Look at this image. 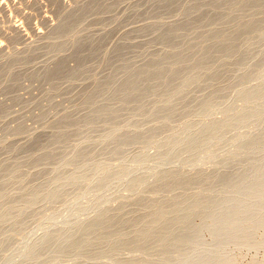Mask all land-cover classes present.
<instances>
[{"label":"rangeland","instance_id":"obj_1","mask_svg":"<svg viewBox=\"0 0 264 264\" xmlns=\"http://www.w3.org/2000/svg\"><path fill=\"white\" fill-rule=\"evenodd\" d=\"M60 1L62 2V6L57 0H0V50L3 51L2 54H0V164H4V166L9 167L11 171L15 168L17 163H19L20 161L24 159V156L26 155L27 156H31V155L39 156V158H43L45 156V159H47L46 155H44L43 153L45 152V154L46 153L48 154L51 148L49 147L48 149L46 146L54 145L55 141L58 140L57 136L58 135L60 136L61 132L65 129V127H68V126H65V125H69V124H66V122L70 123V126L72 125V127L74 124H76V126L73 129L78 130L83 127H86L84 126L86 124H83V123L86 121L87 118H88L87 119L88 123L89 121L91 122L95 120L93 119L95 115L92 114L91 112L95 111L94 113H96L98 110H101L103 108L102 104L105 103L104 104L105 105L104 108H105L108 105H112V102L114 103L113 105H116L115 102H117V106L112 105L110 107L111 108L118 107L119 105L118 101L121 98V96L117 95L118 93L117 94L115 93H116V90H119L120 88L118 87L117 89V86H119L120 83H122L123 81V78L121 79V77H125L124 74H127V72L129 71L139 68L138 71L142 72V74L139 75V77L141 78L142 76L145 75L146 70H149L150 68L153 67V63L154 61H156L155 58H157L159 63H162L164 62L165 56H167L166 54L170 53L169 50H166L168 48L163 47V45L160 43L162 38L168 32V29L166 28H168L169 25H171L172 27L173 25H176V22H178L181 19L180 22H178L177 24L178 26L179 24H182L181 25L182 29L179 28L178 37H180L179 35L180 33L182 35L183 33L187 34L185 36L183 35L185 38H188L187 42L183 41L184 44L186 43L187 45L182 44L184 46L183 47L180 44L179 47L181 48H179V50L177 51L178 54L180 51H183L185 47H189V46L191 47L192 44H193L192 49H197L198 47L202 46L199 48L200 49L199 54L197 53L199 50H193L194 52L193 51L191 52L194 54H192L191 52L190 54L189 53L184 54V56L189 55L188 58H186L187 56L184 57L182 55L183 59L190 60L191 58L194 62H196L198 57H201L203 55L205 56V54L207 55L208 53L207 50L209 51L210 50L209 48H211L207 44L210 43L211 46L213 45L216 46L217 45L216 42L221 41L220 38H216L214 40H210L209 42H206L207 41L206 39V41L203 42L204 44L201 43L202 41L205 40L203 38L212 36L211 33L212 34L216 33L222 36L228 35L230 34L228 33V31L225 32V34H223L224 30L228 29L230 32L231 31L234 32L233 29H235L236 27L235 25L238 24L240 21L246 23L247 20L249 22L251 20L259 19L264 22V15H263L264 11L263 13L261 12L264 7H262V9L260 8V10H257L256 8L251 7L250 6L251 4H248L246 5V7L253 8L250 11H249L250 8L246 9V7H242V8L238 7L241 10L243 9L247 10V11H244V13H241L242 15L243 14L246 15V12H247V16H244V15L241 16V14L238 11L239 9L235 7H230L228 10H222L227 7H225V4H221L223 2H221L220 0H213V1L207 0L209 2L214 3L212 5H218L219 3L221 4V9L219 10L220 11L219 14L221 13V15L214 13L212 14L213 18H214V15L216 16L219 15L218 18L217 19L215 18V19L221 20L222 16L231 12L232 17L230 19H236V21L234 22V20H230V19L227 21L225 20V21L226 22L231 21L234 25L232 23L230 24L228 23L229 25L227 26L225 25L226 23L225 21H224L225 23L221 21L224 24L219 23L218 25L220 26L216 25L217 22L216 24H214V26H211V28L205 26L206 29L209 28L208 30H206L202 26L204 31H202L203 29H201V27H198V26L205 25V22L207 23L208 21L207 18L209 19V17H207L204 20V22L201 21L203 23L200 25L199 23H196L197 21L196 22L194 21V20H198L199 15L197 16L196 19H193V21L191 20L192 23L190 22L188 23L187 21L184 22L185 19L182 18L184 17L186 13H189L188 11H192V9H195V7L197 6L195 4L196 2H198L196 0H183L185 3H180V4H178L177 1L175 0H171L170 2H174V1L176 2L175 4L176 6L174 8L177 9V8H180V6H182L181 9L179 10L184 12V14L181 13L178 9L177 10L179 12L175 11L176 9H174V11L172 10L168 13L161 10L160 13L162 14L160 15H158L159 14L158 9H160L161 7V6L159 7V5L163 3L161 2L162 0L161 1L154 0L156 3L153 0L152 2L149 0H100V1L98 0H60ZM101 1H104L103 6H98V7L95 6L96 4H98L96 2H99L100 3L99 5H102ZM168 1L169 0H167V2ZM214 1H217L218 3L216 4V2ZM178 2H182V1L178 0ZM199 2L205 3L207 5L206 6L207 9L210 6H212L210 5V3L208 2L206 3V0L204 1L201 0ZM85 3L91 6L88 7L84 5ZM154 3L156 4V6H154L155 5ZM115 4H117V6L119 4V6L116 9L113 8L116 6ZM183 4H187V5L183 6ZM110 5H113V6H110ZM79 6L81 8H78ZM104 6L110 7V8L106 9V7ZM190 6H192V8H190ZM99 7H101L102 9V12H103V13L101 12L102 15L100 14V12L98 14ZM156 7H157V10L155 9ZM185 7H187L186 11H184ZM83 8H86V9L88 8V9L87 11L84 9V12L85 11L86 12L81 15V13L79 12V9L83 11ZM206 8L205 10H207ZM149 10H152V11L156 10L155 12H153L155 14L151 13L152 11H149ZM234 10H237L238 12L237 11L234 12ZM255 10L260 13L255 12ZM224 11L226 13H224ZM171 12L173 15L170 14ZM174 12H177V13H174ZM78 13L80 14L79 16H78ZM156 13H157V16H156ZM250 13H252L251 14L252 17L251 15L249 17H251L252 19L248 17V14ZM261 13L262 15H260ZM148 14L149 15L153 14V15L149 16ZM163 14L164 15L167 14V15L162 16ZM201 14L202 15L200 16H202V18H199L200 20L204 19L203 15L210 16L209 13L207 12L204 14L203 13ZM68 15H70V17H68ZM71 16L73 18H71ZM234 16H238L239 18L241 17L242 19L238 21L239 18L237 17L233 18ZM244 17H246L247 19L246 18L244 19ZM257 17H263V18H257ZM71 19H74V20L72 21ZM67 20L72 21L73 24ZM64 21L68 22L66 26H65L66 23ZM194 22L196 23L195 25H197L196 27L200 28L197 30L198 31L201 30L202 32V33L199 32L201 36L203 35V33H206L203 35L205 37L202 36L200 38V34L198 35L197 30L196 32H194L195 30L191 31L192 29L196 28L194 27L195 26L193 24ZM60 23H64V24H61V26L63 28L64 27L66 28L65 29H62V27L60 28L59 27ZM213 23L214 22H212V24ZM262 23L260 24L264 25ZM159 24H163L164 26L161 27L159 32L154 34L153 27L155 26L156 28L157 25ZM184 24L186 25L191 24V26L187 25L186 27H183ZM260 24L258 23V25ZM69 25H71V27L69 28L70 30L67 31V28L69 27ZM145 26H147L148 28L146 29L147 30L146 32H145V29H143ZM150 26H152V28ZM222 26L226 29L223 30ZM12 27H16L20 30L21 38L19 37L18 39H16L17 37L10 29ZM55 27H59V28H56L57 29L56 30ZM72 27H74V30L71 29ZM231 27L233 29H231ZM258 27L256 29L259 30L260 27H262L261 29H263L264 26H258ZM150 28L152 29L151 31H150ZM184 28L189 29V30L184 31ZM213 28H215V30ZM221 29L223 30V32L222 31H220L222 33L218 32ZM181 30H183L184 32H182ZM209 30L210 31L214 30V31L209 32ZM255 30L252 32V34H248L249 32L247 31H243L244 35H240L239 33L240 31L238 32L239 34L238 33L235 35L233 34V38L235 39L237 38L235 42L239 41L238 38L241 37L240 39L241 42L239 41V43L237 44H246L247 49L245 48L244 49L246 51L249 50L250 53L246 52L244 49H241L242 46L246 47V45H241V46L239 45V47H237L236 45L235 49L237 50L240 49L242 51L244 50L245 53L242 51L240 52L239 50L237 54L238 58L234 57L236 56L235 54L236 52H233L234 53L233 56L226 55V58H225V53L223 55L222 53H219L217 54V56L218 58L219 56H221V58L219 59L217 58L219 61L216 62L215 61L216 55H215L213 57L214 59L212 58L214 61H211L212 65L209 64L213 67L210 66L209 68L215 71L217 69L219 70L221 74L222 72H224L223 71L224 69L226 68L230 69V67L233 68V66H227L225 62H230V63L234 62V64H229V65L241 64V65L234 66L235 69H237V71L233 68L234 70H231L232 72L229 71L230 73L228 72V69H226V73H228V75H226L225 73H222L221 77L223 76L222 78H226L227 80L226 79L222 80V78L219 77L221 78V81H217V79L219 78L215 77L217 78V79L214 78L216 81V84L218 83L217 85L215 84L216 86L218 85L221 86L223 82L229 81L228 79H231L232 77L234 78L238 77L240 73L239 71L240 66L242 65L244 66L245 63H246L245 65L247 64L253 65V66L255 65L258 69V72L263 70L261 73H258L257 76L250 81V86L258 84L257 100L255 102H252L250 105V109H248V111L242 114V122L239 126L234 127V128H228L225 130V140L223 142L216 144L217 146L216 145L212 146V145H208L209 141L205 142V140H201L195 146V147H201L202 149L212 148V150L216 151L218 155L225 152V156L221 157L217 161L221 167H219L218 165L217 167L215 166L209 169V172L218 176V179H216V182L218 183H215V184H212L211 182L208 183V186L212 187L214 185V188H215V186L219 184V181H222V182L223 180L225 181V196H224L225 197V209H224L225 212L224 210L223 211L221 210L222 208H215L213 211H209L210 213H208L207 215H204L207 217H203L202 215H199L196 213V214L191 215L190 220H188V218L186 217L180 218L176 222V224L173 226L174 231L178 233V234L175 233L176 236L171 235L165 238L160 237L159 239L160 241L150 244L144 248L145 252L151 253L153 255H159L161 253L160 250H163L162 252H164L165 256L168 258V261H166L164 264H213L215 260L214 256L216 255V252L219 250L220 247L221 248L225 247V264L227 263L228 264H264V239L260 241L261 244H258V246L256 243H254V240L257 234L256 229L259 230V227H261L260 230L264 231V228H263L264 226L260 225L262 223H259V225H257L258 227L256 225L253 227H248L247 225L243 224V222L245 223L246 221L253 220L254 218L264 217L262 216L264 215V205H263L264 203H262L263 202L262 200H264V153L260 152L257 154L254 151V150H259L258 148L264 147V60L262 61V59H264V54H263L264 53V31L263 30L264 29L261 30L263 32H260L258 30L255 31ZM57 31L62 34L57 33ZM206 31H208L209 33ZM73 32H75V34ZM189 33H190V37L192 36V38L189 37L188 35ZM193 33L198 36L194 37L195 35H193ZM160 34L162 35L158 36ZM250 36H255V37L251 38ZM154 37H157L159 39H156ZM160 37H162L161 40H160ZM242 37L245 38V40L242 41L243 39ZM85 38L86 40H88L87 44L85 40H82L83 42H80L81 39H85ZM249 38H250L251 44H249L250 43ZM247 40L248 42H246ZM89 41L91 43H89ZM179 41L181 40L178 39L177 42ZM190 42H192L191 45H189ZM56 43L59 45H57ZM79 43L80 44L83 43V45H81L83 47L79 46L81 48H79L80 50L78 52V49L76 48H78ZM199 43L201 44L198 45ZM54 44L57 47L58 46L60 47L57 48ZM132 44H134V46ZM116 45L119 46L120 48H118ZM227 45L230 46V44H227ZM227 45L225 46L229 47ZM204 46H208V47L205 48ZM249 46H252V47H249ZM49 47H52V48H49ZM55 48H57L56 51H55ZM116 48L119 49L118 52ZM202 48H205V49L203 50ZM251 48L252 50H250ZM50 49L51 50L54 49V50L51 52ZM100 49H102V51L104 52L102 55H101L102 51ZM203 51H205L206 53L205 52L203 53ZM259 51H262V52H259ZM74 52L78 53L79 56L75 55V57L77 58L72 56L75 54ZM241 53L242 54L244 53L245 55L243 54L242 56H240ZM248 54L253 56L254 59H255V56L256 58H259V59L252 60L253 59L252 57L246 58L245 56L248 57ZM256 54L261 55V57H259V55H256ZM191 55H193L194 58ZM158 56H161V57H158ZM228 56L233 57V58H230ZM239 56L243 60L239 59L240 58ZM161 58H162V61L160 62ZM178 58L179 57H176V59ZM122 59H124L123 61H126L125 59H128L129 61L128 63L130 64L132 63L131 64L132 68H128V70L125 71L127 67H130V65L126 64L127 61L122 62L121 61ZM245 59H250L249 61L251 60L252 61L250 63L249 62L247 63L245 61H248V60H245ZM222 60L223 61L225 60V61L223 62ZM150 62H153V63H150ZM158 62L154 63V65L155 64L158 65L159 64ZM213 62H216L215 65L213 64ZM220 63L225 64L227 67H223ZM147 64H149L150 67H146ZM260 64L263 65L262 68ZM60 65L63 67V69L61 70L59 68ZM119 65H124L123 67L125 68H122V69L117 68L116 66L120 67ZM137 65H141V66H137ZM142 65H145V66H142ZM258 65L260 66V68H258ZM218 66L223 67V68L218 69L217 68ZM143 68H146V70ZM69 70L71 71L69 72ZM122 71H125V72L122 73ZM68 72L69 74L74 72V74L72 73V76L74 75L75 77L77 75L78 81L75 80L76 78L70 79V77L72 76H70L71 74L69 75ZM113 72L115 73L117 72L118 75ZM210 73L211 72H209V74ZM110 74L113 77L112 79L110 78L111 76ZM172 74L173 73H171L169 77ZM202 74H204V72ZM258 75L260 77V80L256 81V79H258ZM117 76H121V77H117ZM107 78H108V81L109 80L113 81V82L110 81L112 84L110 85L109 83L110 87L108 84L105 85V88L103 87L104 85L97 86L99 83L102 84L103 82L105 83L108 82V81H104ZM114 78L116 81L113 80ZM70 80L75 81V83ZM53 81L55 83H53ZM98 81L100 82L97 83ZM114 81L117 82V84H115ZM200 87L201 86H198V85L196 87V84H193L190 87V91L191 89L194 88L193 91L191 92H195V90L197 89V93H199V91H201ZM206 88L204 89L202 87V89H204L202 92L206 94L210 93V89L207 90ZM236 88H238V86L236 83H234L231 86V88L227 92H225V96L233 97L232 95H234V91H236ZM164 89L167 90L166 87ZM164 89H161V90H164ZM185 89H186L185 90L186 95L192 97L191 94H193L192 100H189L191 98L188 97L189 104L191 102L193 103L194 101L195 102L193 104H196L197 98L195 99L194 95L197 97L199 94L190 93L188 91L189 88L187 87ZM187 92H189L190 95ZM89 93L92 94V97H88L90 96ZM156 93L159 94L161 93V91H157ZM110 94H112V96L115 95L113 97H116V98L111 97ZM161 95H163V92ZM186 95H183L182 97ZM178 96L179 97L175 96L174 98L175 102L177 100L180 101L182 99V97H180L181 94ZM89 98H92L93 100L89 101ZM237 98L238 97H236V99ZM114 99H116V101H114ZM82 100H83V103H81ZM80 103L82 106H80ZM92 103L93 105H91ZM242 104L243 102H241V99L238 98V100H235L234 104H232L231 109L236 110L237 107ZM161 105L162 104H160L159 106ZM83 107L85 108L83 109ZM110 107H107V108H110ZM148 107H151V103L148 106L147 104L146 106L144 105L142 109L147 110ZM133 113L134 112H130L129 114L135 115ZM91 114L94 116H92ZM127 115L128 114H124V118L122 117L121 119L124 120L132 116V115L127 116ZM68 116L70 117L69 118L70 120L68 119ZM87 116H90L91 119L93 120H91ZM125 116L127 117L125 118ZM175 116H176L175 117L176 120H181L185 117V114L181 113V114H176ZM217 116L221 117L222 115L218 114ZM64 117H67L66 120L64 119ZM81 117L85 118V120L84 119L81 120L83 122L82 124L80 123V120H79V118ZM71 119L76 120L80 124L78 125L75 121H71ZM200 121L201 120H198V123ZM71 122H74V124H72ZM51 126H54L55 129L51 128ZM78 126H81V127H78ZM100 126L101 124L91 129H90V126H88L90 131H88V128H84L86 132L82 131L83 133L82 136H87V135H92V134L96 135V134L101 133V131L103 130V126H101L102 128ZM97 127H100V128H97ZM14 128H15V132H17L16 131L17 129H20L22 133H19V134L17 133L18 136L17 134L13 135ZM163 129L165 128H162V130H158V131L159 132L163 131ZM239 132L247 133V134L250 133V137L242 145V147L245 149L243 151H239V154L237 155V157H234L232 155L233 154L232 144H235V143H232V141L238 137ZM29 135H33V136L29 137ZM74 135H76V133H74ZM221 135L222 134L216 135L214 136V138H219L221 137ZM184 139L185 138H180V140L173 143V144L178 143V146L181 148L180 151L173 153L171 156H161L159 158H150L149 159V161H151L150 165L165 166V168L182 166V167H185L184 168L185 172L187 170L192 171V170H196L199 168L200 169L208 168L209 166L206 167V165H203L204 162L202 160L193 162L194 164L198 165V166L195 165L196 168L194 167V169L192 168L193 164H191L192 167L190 166L186 167L187 164L189 163L186 160V157L188 156V153H189L188 151L192 149V146L190 144L191 143L190 139H185V140ZM75 140H77L75 136L70 138L65 144L61 146L59 150L56 151L57 152L56 160L59 157H61L62 154L68 151L73 145H75L76 143ZM52 143L53 145H51ZM17 146L20 147V150L18 152L12 153L10 151L12 150L11 148L12 147L16 148ZM95 146L96 145L89 146L88 148L91 147L93 149ZM42 147H46L44 148L46 150H44ZM140 147L141 146L137 144L134 145L132 148L133 149L132 153L134 152L135 154H137L138 151H141ZM176 147H177L176 145L173 146V148H176ZM152 150H150V153L154 154L156 152V149H152ZM41 155H43V157H40ZM39 158L38 160H45V159H39ZM255 163L257 164L255 165L257 167H254ZM132 165L138 166L139 163H134ZM48 168L50 170L51 166L46 165V163H45V166H39V167L34 166V165L27 166V168L24 169L25 172H30L29 174L31 175L35 174V176H33L31 180H25V181L27 183L33 184L34 187L39 188L42 184L46 182L47 173L45 175V172L48 170ZM254 170H257V171H254ZM131 173L132 172L129 170L127 172V175H130ZM7 175H9V173H7L6 176ZM2 177H3V174L0 175V179H2ZM1 181L2 180H0V192L5 189H9V188L16 189L20 187L21 185H26V184L11 185L7 182H3V181L1 182ZM181 182L183 183V181ZM181 182H179L178 185L172 186V188H170L169 190L173 191V190L180 188L182 185ZM111 184H114V183L111 182ZM81 186L82 184L81 185L80 184L78 185L69 184L68 186H66L64 192L59 194V196L56 199L52 200L51 202H48L46 200L39 201V203L36 205V207L32 211L27 212L26 214L22 215L21 219L23 220V224L17 231L19 233L18 236H14L11 234H9V236L8 235L1 236L2 235L1 233L4 228H6L5 229L6 231H7V228H9V230L11 228H10V223H5L3 224L4 226L0 224V244H2V246L0 247V264H31V261H33V259L37 256H43L42 261L39 264H57L58 262H61V264H84L81 259L79 258L76 259L75 257L76 254H82L85 252L84 250H75L76 246L78 245L74 246V248L72 247L75 251L69 248V249L59 252L60 256L59 255L58 256L61 258H59L58 262L55 261V258H53V256L55 255L51 251H49V249L54 246V243H56L58 239L57 237L58 235L56 233H53L52 235H49L47 238H45L43 240V244L37 249L28 248L24 250L23 248L25 244H28L35 240H37L38 242L37 244H39L40 242L39 240H41L40 238L42 234L52 232L59 228H66V229L71 228V230L68 233L69 235H72L76 232L77 222H81L89 217L97 216V213H93L91 209L96 202L103 204L105 199L101 197L103 191H100L99 188H97V185H94V187L86 188L85 192L87 193L89 202L87 205H85L79 210L80 212L79 211L74 212L67 218H62V219L59 218V220L57 218H49V219H45L44 221L37 220L39 224L44 223L42 225L37 224L38 222L36 221V215L38 212H43L45 210H49L53 208H60V210L64 209V206H67L66 205L67 203L69 204V202L75 200L74 193H76L77 190ZM156 187L157 185H155L154 187L148 188L147 191L155 189ZM82 188L84 189L85 186H83ZM111 188H113L112 185L110 186V189ZM169 190L168 191L166 190V191L170 192ZM167 192L164 193V196H167L168 194ZM109 193H112V194L115 193L113 197H117L122 194L130 195V196L134 194V192L132 191L123 192L122 188L114 189ZM143 196H148V194L143 192L139 195H136L134 198H141ZM93 198L97 199V201H95ZM211 200L213 202H211ZM214 200H215L214 196L212 195L209 198V200H207L208 201L207 203L213 204ZM103 207L105 208L106 205H103ZM201 212H207V210H204ZM142 214L143 212H135L131 216L135 217L136 219L139 216H142ZM221 214H225V222H223V225L222 223L220 224V222H218L219 224L217 226V223H215L217 219L216 216L219 217ZM214 218H215V221H214ZM66 222H72V223L68 224L67 227L61 226L62 224H65ZM210 225L211 226L213 225L212 227L217 230L216 231L217 234H215L217 236L215 237V235H213L216 239L213 236H211V233L209 232L210 229H212ZM55 226H58V227H55ZM117 226H120V225H117ZM223 226H225V228ZM188 227L190 228L194 227L195 229L192 228L193 231L191 230L189 231ZM126 229L127 230L129 229V232H131L129 227H126ZM179 231L180 233L183 234V235L181 234V236L183 237L177 236V235H180ZM223 233L225 234V236H222ZM219 235L221 236L218 237ZM75 238L82 240L83 235L79 233L75 235ZM218 239H221V242L223 241V243H220ZM242 239H245V240H242ZM168 240H171L172 244L179 241L177 242L178 246L177 245L175 246L172 244L170 246H166ZM161 245H163L162 249L160 248ZM167 247H169V249ZM201 248L202 250L203 249L204 250L201 251ZM205 251H208V253L206 254ZM124 253L126 252L124 251L120 252V254H124ZM241 255H243L244 257L243 260L240 259ZM124 256L126 255H123V257ZM96 257L99 258L100 256L97 255ZM209 261H211L212 263H209ZM237 261H239L240 263H238ZM99 262L100 261H97L96 263H99Z\"/></svg>","mask_w":264,"mask_h":264},{"label":"bare ground","instance_id":"obj_2","mask_svg":"<svg viewBox=\"0 0 264 264\" xmlns=\"http://www.w3.org/2000/svg\"><path fill=\"white\" fill-rule=\"evenodd\" d=\"M57 1L62 6V2L60 0H57ZM98 1H100V0H98ZM149 1L152 2V0H149ZM157 1H159V0H157ZM170 1L171 0H169L168 2H167V0L161 1L163 3L161 5H159V7L160 6L161 7H160V9H158V12H159L158 15L162 14V13H160L161 10H163L167 13L172 11V10L174 11V9H176V8H174L176 6L175 1H177L178 4L185 3L183 0H181L182 2H178V0H175L174 2H170ZM196 1L199 2L201 0H196ZM202 1H204V0H202ZM220 1L223 2L221 4H225V7H227V8H224L222 10H228L230 7L242 8V7H246V5H248V4H251L250 6L256 8L257 10H260V8L262 9V7H264V0H220ZM101 2H102V5H99L100 3L96 2L98 4H96L95 6H97V7L103 6L104 1H101ZM198 2H196V4H195V5H197L195 7V9H192V11H188L189 13H186L184 15V17H182L185 19L184 22L187 21L188 23L189 22L192 23L191 20L193 21V19H196L198 15H199V18H202V16H200V15H202L201 13L204 14L207 12V13H209L210 16L203 15L204 19L200 20L198 18V20H194L195 22L197 21L196 23H199V25H200L204 22V20L207 17H209V19L207 18L208 21H207V23L205 22V25L198 26V27H201V29H203L202 26L204 28H205V26L211 28V26H214V24H216V22H217L216 25H218L219 23L224 24L227 20H229L232 17V13L229 12L228 14L222 16L221 20H219V19L216 20L218 18V16L221 15V13L219 14V12H220L219 10L221 9V4L219 3L218 5H212L214 3L206 0V3L208 2V3H210V5H212L207 9L206 8L207 5L205 3H203V2L198 3ZM214 2H216V4L218 3L217 1H214ZM189 3H191V2H189ZM84 5H86L88 7L91 6V5H87L86 3ZM115 5L116 6L113 8L116 9L119 6V4H118V6H117V4H115ZM185 5H187V4H183V6H185ZM193 5H194V3H193ZM106 6H104V7H106ZM110 6H113V5H110ZM154 6H156V4ZM97 7H96V9H97ZM181 7L182 6H180V8H177V9L179 10V9H181ZM78 8H81V7L79 6ZM107 8H110V7H106V9ZM186 8L187 7H185V10L184 9L183 10L186 11L187 10ZM190 8H192V6H190ZM205 8L207 10H205ZM235 8H233V9H235ZM247 8H250V7H246V9ZM84 9L87 11L88 8L87 9L83 8V11H81V9H79V12L81 13V15L86 12V11L84 12ZM99 9H98V14H99V12L101 14V12H102L101 7H99ZM155 9L157 10V7ZM177 9L175 11H178ZM246 9H243V10L239 9L238 11L241 14V13H244V11H247ZM251 9H253V8H250L249 11ZM263 9L261 11L262 13L264 11ZM156 10H153V11L149 10V11H152L151 13H153ZM240 10L243 12H241ZM111 11H113V10H111ZM230 11H231V9H230ZM236 11L237 10H234V12H236ZM180 12L184 14V12H182V11H180ZM255 12H258V11L255 10ZM174 13H177V12H174ZM214 13H217L219 15H217V16L214 15V18H213L212 14H214ZM224 13H226V12L224 11ZM224 13H222V14H224ZM252 13L248 14V17ZM258 13H260V12H258ZM262 13L260 15H262ZM104 14H106V13H104ZM153 14H155V13H153ZM153 14H150V15L148 14V15L151 16ZM170 14L173 15L172 12ZM170 14H168V15H170ZM183 14H182V16H183ZM79 15L80 14L78 13V16ZM166 15L167 14H165V15L163 14L162 16H166ZM233 15H235V14H233ZM243 15L241 14V16H243ZM156 16H157V13H156ZM244 16H247V12H246V15H244ZM68 17H70V15H68ZM235 17L239 18L238 16H234L233 18H235ZM251 17H252V15H251ZM251 17H249V18H251ZM71 18H73V17L71 16ZM212 18H213V20H212ZM245 18L246 17H244V19ZM257 18H263V17H257ZM240 19H242V18L240 17L238 19V21H240ZM71 20L73 21L74 19H71ZM180 20L178 22H180ZM230 20H234V22L236 21V19H230ZM67 21L72 23V21H70V20H67ZM201 21H203V22H201ZM218 21H220V22H218ZM221 21L222 22L225 21V22L222 23ZM178 22H176V25H173L172 27H171V25H169L170 28L165 27L166 29H168V32L166 33V35L163 38L160 37V40L162 38L160 43L163 45V47L168 48L166 50L170 51L169 54H166L167 56H165L164 62L159 63L157 58H155L156 61H154L152 59L154 61V63L158 62L159 64L154 65L153 62H150V63H153V67L150 68L149 70H146V68H143L146 70V71L144 70L146 73L141 78L139 77V75H141L142 72L138 71L139 68L138 69L136 68V69H133V70L127 72V74H124L125 77L117 76V77H121V79L123 78L122 83H120L121 86L120 85L117 86V89H118V87H120L119 90H116V93H115V94L118 93L117 95L121 96L120 99L118 98L119 99L118 107H116V108L112 107L111 108L110 106H112L114 104L113 102H112V105L107 104L108 105L107 107H110V108H107V107L104 108L105 103L102 104L103 106L102 105L101 106L103 108L101 110H98L96 113H94L95 111L91 112L92 114L95 115L94 118L92 117L93 119H95L94 121H91V122L89 121V123H88L87 122L88 118H87L86 121L83 123L81 120L82 119L85 120V118H82V117L79 118L80 123L86 124V125H84L86 127H83L81 129L77 128L78 130L73 129L76 126V124H74V122H71L72 124H74L73 127H72V125L70 126V123L66 122V124H69V125H65V126H68V127L64 126L65 129L61 132L60 136L59 135L57 136L58 138L56 137L58 140L55 141L54 145L52 143L51 145H53V146H46L48 149H49V147L51 148V150L48 152V154L47 153L45 154V152L44 153L42 152L44 155H46L47 159H45V156L43 157V155L40 156L43 158H39V156H34V155L32 156L31 155L32 153H31L30 154L31 156H27V155H26L27 157L24 156V159L22 161H20L19 163H17V165L15 166V168L12 171L9 167L4 166V164H0V175L3 174V177L0 180H2L3 182H7L11 185L26 184V185H21L20 187H18L16 189L15 188H9V189L2 190L0 192V224L3 225L5 223H10V228H11L10 230H9V228H7V231L5 230L6 228H4L2 233H1L2 234L1 236H3V235L9 236V234L14 235V236H18L19 233L17 231L19 230V228L23 224V220L21 219L23 214H26L27 212L32 211L36 207V205L39 203V201H41V200H44V201L46 200L48 202H51L52 200L56 199L59 196V194L64 192L66 186H68L69 184H72V185H78V184L81 185L82 184V186L77 190V192L74 193L75 200L69 202V204L67 203L66 204L67 206H64V209L60 210V208H53V209L45 210L43 212H38L36 215V221L37 220L38 221H44L45 219H49V218H57L58 220H59V218H61V219L67 218L72 213L79 211L82 207H84L85 205L88 204L89 198H88L85 190L87 187H94V185H97V188H99L100 191H103L101 197H103L105 200H104L103 204L96 202L94 204V206L92 207L91 210L93 211V213H97L96 217H89V218H86L85 220H83L81 222H77L76 223V225H77L76 232L72 235H69V233H68L71 230V228H69V229L59 228V229H56L52 232L42 234L41 238H40L41 240H39L40 241L39 244H37L38 243L37 240L32 241V242L25 244L23 246L24 250L28 249V248H33V249L39 248L43 244V240L45 238H47L49 235H52L53 233H56L58 235V236L56 235L58 237V239H57L56 243H54V246L49 249V251H51L55 255V256H53V258H55V261H57V262L59 261V258H61V257H59L60 256L59 252L66 250V249H69V248L73 249L74 246L78 245V246H76L75 250H84L85 252L82 254H76L75 257H76V259H78V258L81 259L84 264H164L166 261H168V258L165 256L164 252H162L163 250H160L161 253L159 255H153L151 253L145 252L144 248L150 244H153L157 241H160L159 240L160 237L165 238L167 236L175 235V233H177V232L174 231L173 226L176 224V222L180 218L186 217V218H188V220H190L191 215L196 214V213L199 215H202L203 217H207L204 215H207L208 213H210L209 211H213L215 208H222L221 209L222 211L225 209V197H224L225 196V181L224 180H223V182L219 181V184H217L215 186L216 189L214 188V185L212 186L213 188L208 186V183H210V182L212 184L218 183V182H216V179H218V176L209 172V169L211 167H215V166L217 167L218 165H219V167H221L217 161L221 157L225 156V152L218 155L216 153V151L212 150V148L202 149L201 147H195V146L201 140H205V142L209 141L208 145L215 146L216 144L221 143L225 140V130L226 129L234 128V127H237L241 124L242 114L244 112L248 111V109H250L251 103L255 102L258 98V84L250 86V81L253 78H255L258 73H261L263 70L262 71L259 70L260 72H258V69L255 65L254 66L249 65V64L245 65L246 64L245 62L250 63L252 60L259 59V58H256V56L254 59L253 56L248 54V57L247 56H245V57L246 58L252 57L253 59L251 61H249L250 59H245L248 61L244 62L245 63L244 66L243 65L240 66L239 76L235 77V78L230 77L232 80L228 79L229 81H227V82L225 81L226 83L223 82L221 86L220 85L216 86L218 83L216 84L215 79L221 77L222 73H225L226 75H228V73H226V69H228V68L224 69L223 70L224 72H222L220 74L219 70L216 69V71H215L213 69H210L209 67L212 65L211 61H214L213 57L216 55L215 57L217 59L218 58L217 54H219V53H222V55L225 53V58H226V55L233 56V54H234L233 52H236L235 53L236 56H234V57L238 58L237 54H238L240 49L239 50L235 49L236 45H237V47H239V45L241 46V45H246V44H237V43H239L241 37L238 38L239 41L235 42L237 38L236 39L233 38V34L235 35L239 31H240L239 32L240 35H244L243 31H247V32H249L248 34H252V32L258 26H264V25L260 24L263 21H261L259 19L251 20L249 22L247 20L246 23L240 21L238 24L235 25L236 26L235 29H233L232 28L233 26L231 25L232 26L231 29H233L234 32H232V31L230 32L228 29H226L222 26L223 30L226 29V30H224L223 34H225V32H227V31L230 34L222 36V35H219L216 33L215 34L211 33L212 36L203 38L205 40L202 42L200 41L201 43L205 42L206 39H207L206 42H209L210 40H214L216 38H220L221 41L220 42L217 41L216 42L217 45L216 46L213 45L214 47L211 46L210 43H209L210 45L207 44L209 47H211V48L213 47V48L212 49L209 48L210 49L209 51L207 50V52H208L207 55L206 54H205V56L200 55L202 58L198 57V59L199 58H201V59H199V60L197 59L198 61L196 60V62H194L190 57L189 58L191 61L183 59L182 57L186 53L190 54V52L193 50H199L197 52L199 54V52H200L199 48L202 46L198 47L197 49H192L193 44H192V42H190L189 45L192 44L191 47L190 46L185 47L183 49V51L179 52V54L177 52L179 50V48H181V47H179L180 44H181V46H183L182 44H184V42H187V39H188V38L184 37L185 35H187L185 33H183L184 36L180 33L179 34L180 37H178L179 28L182 29V27H181L182 24H179V26H178L177 25ZM181 22H183V21H181ZM195 22L193 23L194 25L196 24ZM212 22H214V23L212 24ZM65 23H66L65 24V26H66L68 24V22H65ZM228 23L230 24L232 22L231 21L226 22L225 25L228 26L229 25ZM258 23L260 25H258ZM61 24H64V23L59 24L60 28L62 27ZM166 24H168V23H166ZM262 24H264V22ZM187 25L191 26V24H187ZM187 25L184 24L183 27H186ZM152 26H150V27L152 28ZM162 26H164V25L159 24V25H157L156 28L154 26L153 27V29H154L153 33L156 34L157 32H159ZM190 26H188V27H190ZM196 26L197 25H195L194 27H196ZM218 26H220V25H218ZM59 27H55V29L59 28ZM70 27H71V25H69V27L67 28V31L70 30L69 29ZM74 27H72L71 29L74 30ZM145 27L143 29H145V32H146L147 31L146 29H148V28H147V26H145ZM198 27L192 29L191 31L195 30L194 32H196L197 29H200ZM229 27H227V28H229ZM65 28L66 27H64V28L62 27V29H65ZM151 28H150V31L152 30ZM165 28H164V30H165ZM261 28L262 27H260L259 30L256 29L255 31L258 30L260 32H263L264 27H263V29H261ZM10 29L15 34V36L17 37L16 39H18L19 37L21 38V32L18 28L12 27ZM208 29L209 28H207L206 30H208ZM213 29L215 30V28H213ZM186 30H189V29L184 28V31H186ZM214 30H211V31L209 30V32H212ZM223 30L221 29L218 32H220V31L223 32ZM261 30H263V31H261ZM58 31H57V33H59ZM181 31L184 32L183 30H181ZM202 31H204V29ZM199 32L202 33L200 30V31H198V35L200 34ZM206 32H208V31H206ZM222 32H220V33H222ZM67 33H69V32H67ZM73 33L75 34V32H73ZM59 34H62V33H59ZM204 34H206V33H203V35ZM161 35L162 34H160L158 36H161ZM188 35L190 37V33ZM193 35H195V34L193 33ZM198 35H195L194 37H196ZM208 35H210V34H208ZM202 36L200 34V38ZM61 37H62V35H61ZM73 37H74V35H73ZM157 37H154V38L159 39ZM203 37H205V36H203ZM250 37L252 38L255 36H250ZM181 38H183V39H181ZM190 38H192V36ZM178 39L181 40L182 43H181V41L177 42ZM253 39H255V38H253ZM82 40H85V42L87 44L88 40H86V38L81 39L80 42H83ZM191 40H193V39H191ZM224 40H225V42H224ZM243 40H245V38H243L242 41ZM90 41H91V39H90ZM90 41H89V43H91ZM249 41H250V38H249ZM246 42H248V40ZM252 42H253V40H252ZM75 43H77V42H75ZM201 43H199L198 45H200ZM214 43H215V41H214ZM256 43H257V41H256ZM157 44H158V42H157ZM227 44H230V46ZM249 44H251V41ZM57 45H59V44H57ZM81 45H83V43L82 44L79 43L78 48H76V49H78V52L80 50L79 48L83 47ZM132 45L134 46V44H132ZM195 45H197V44H195ZM225 45H227L229 47H226ZM50 46H52V45H50ZM79 46H81V47H79ZM208 46H204V47L207 48ZM59 47L60 46H58L57 48H59ZM117 47L120 48L119 46H117ZM249 47H252V46H249ZM249 47H248V49H249ZM253 47H254V45H253ZM49 48H52V47H49ZM57 48H55V51ZM118 48H116L117 52L119 51ZM205 48H202V49L204 50ZM244 48L247 49V45H246V47L242 46L241 49H244ZM234 49L237 51H235ZM53 50L50 49L51 52ZM100 50L102 51V49H100ZM244 50L243 51L240 50V52L242 51L245 53L246 50L245 51ZM250 50H252V48ZM163 51H165V50H163ZM2 52L3 51L0 50V54H2ZM204 52L205 51H203V53ZM246 52L250 53L249 50H247ZM259 52H262V51H259ZM103 53L104 52L102 51L101 55ZM192 54H194V53H192ZM243 54L241 53L240 56H242ZM75 55L77 56L78 53H75L72 56L75 57ZM153 55H154V53H153ZM249 55H250V57H249ZM254 55H255V53H254ZM256 55H259V54H256ZM161 56H158V57H161ZM185 56H187L186 58H188L189 55H185ZM191 56L194 58L193 55H191ZM176 57H179V58L176 59ZM228 57H230V56H228ZM259 57H261V55H259ZM75 58H77V57H75ZM219 58H221V56H219ZM230 58H233V57H230ZM216 59H215L216 62L219 61L218 59L217 60ZM239 59L243 60L241 57ZM239 59H237V60H239ZM260 59H262V58H260ZM123 60L124 59H122L121 61L122 62L127 61L126 64L130 65V67H127L126 70L124 69L125 71H127L128 68H132L131 67L132 63L131 64L128 63L129 62L128 59H125L126 61H123ZM225 60H227V59H225ZM263 60L264 59H262V61ZM161 61H162V58H161L160 62ZM234 61H236V60H234ZM258 61H260V60H258ZM216 62H213V64L215 65ZM100 63H99V65H100ZM126 64H124V65H126ZM209 64H211V65H209ZM225 64L227 66H233L234 69H235V67H234L235 65H241V64L229 65V64H234V62L233 63L225 62ZM225 64H221V65L223 67H227ZM124 65H119L120 67H118V66H116V67L122 69V68H125V67H123ZM134 66H136V65H134ZM137 66H141V65H137ZM142 66H145V65H142ZM260 66L262 68L263 65L260 64ZM260 66L258 65V68H260ZM116 67H115V69H116ZM146 67H150L149 64H147ZM211 67H213V66H211ZM223 67L218 66L217 68L219 69V68H223ZM59 68H60V70L63 69V67L61 65ZM59 68H57V69H59ZM233 68L230 67V69H228V72L229 71L232 72L231 70H234ZM235 70L237 71V69H235ZM62 71H64V70H62ZM70 71L71 70H69V72ZM125 71H122V73ZM69 72H68V74H69ZM120 72H121V70H120ZM203 72H204V74H202ZM209 72H211L210 73L211 75L209 74ZM72 73L74 74V72H72ZM72 73H70L71 75L70 74L69 75L72 76ZM113 73H115V72H113ZM113 73H112V75H113ZM171 73H173V74L169 77V75ZM233 73H234V71H233ZM236 73H238V72H236ZM115 74L118 75L117 72ZM112 75L110 76L111 79L113 78ZM215 77H217V78H215ZM72 78H76L75 80L78 81L77 75L75 77H74V75L72 77H70V79H72ZM221 78L217 79V81H221ZM223 79H226V78H222V80ZM113 80H115V78ZM259 80H260V77L258 75V79H256V81H259ZM70 81H72V80H70ZM104 81H108V78ZM110 81H112V80H109L106 83L102 81L103 82L102 84L99 83L100 81H98L97 83H99V84L97 86L104 85L103 87L105 88L106 84L109 85V83H110V85H112ZM72 82L75 83V81H72ZM53 83H55V82L53 81ZM234 83L237 84L238 88H236V91H234V95H232L233 97L229 96L231 98L230 99L229 97L225 96V92H227ZM115 84H117V82H115ZM193 84H196V87H197V85L201 86L200 87L201 91H199V93H197V89L195 90V92H191V91H193L194 88L191 89V91H190V87ZM110 85H109V87H110ZM165 87L167 90L164 89ZM186 87L189 88L188 91L190 93L199 94L197 97L194 95L195 99L197 98L196 104H193L195 101L193 103L190 101L191 103L189 104L188 99L191 98L189 100H192L193 94H191L192 97L186 95L185 94L186 93L185 92ZM202 87L204 89L207 87L206 88L207 90L210 89V93L206 94V93L202 92L204 90V89H202ZM95 88H96V86H95ZM100 88H102V87H100ZM161 89H164V90H161ZM157 91H161V93H159L160 95L158 93H156ZM164 91H166V92H164ZM162 92H163V95H161ZM189 92H187V93H189ZM190 93H189V95H190ZM180 94H181L180 97H182L183 95H186V96L182 97L181 100L179 99L180 101H178L176 99L177 101L175 102V99H174L175 96L179 97L178 95H180ZM89 95L90 96H88V97H92V94L89 93ZM110 95H111V97L115 96V95L112 96V94H110ZM88 97H86V98H88ZM236 97L240 98L241 102H243V104L238 106L236 110H232L231 109L232 104H234L235 100H238V98L236 99ZM113 98H116V97H113ZM90 100H93V99L89 98V101ZM111 100H112V98H111ZM114 101H116V99H114ZM88 102H86V103H88ZM149 102L151 103V107H148L147 110L142 109V107H144V105L146 106V104H147V106H148L150 104ZM81 103H83V100ZM81 103H80V106H82ZM115 103H116V105H113V106H117V102H115ZM160 104H162V105L159 106ZM191 104H193V105H191ZM91 105H93V103ZM80 106H78V107H80ZM84 108L85 107H83V109ZM86 109H87V107H86ZM79 110H80V108H79ZM130 112H134L133 114H135V115L129 114ZM181 113L185 114V117L181 120H176L175 115L181 114ZM124 114L132 115V116L123 120L121 118L122 117L124 118ZM218 114H221L222 116L218 117L217 116ZM94 115H92V116H94ZM69 116H68V119L70 118ZM127 116H125V118ZM84 117H85V115H84ZM87 117H89L91 119L90 116H87ZM66 118L67 117H64L65 120H66ZM93 119H91V120H93ZM198 120H201V121L198 123ZM71 121H75L78 125L80 124L76 120L71 119ZM100 124H101V126H103V130L101 131V133L96 134V135L92 134V135L82 136V134H83L82 131L86 132L84 128H88V126H90V129H91V128H95L96 126H99ZM81 126H83V125H81ZM81 126H78V127H81ZM100 127H97V128H100ZM51 128H54V126H51ZM162 128H165V129H163V131L159 132L158 130H162ZM90 129L88 128V131H90ZM16 131L17 132H15V128H14L13 135H15L17 133L18 134L22 133V131L20 129H17ZM74 133H76V135L77 134L78 135L76 136V135H74ZM18 134H17V136H18ZM220 134H222L221 137L214 138V136L220 135ZM32 136L33 135H29V137H32ZM74 136L77 139V140H75L76 141L75 145H73L68 151H66L64 154H62L61 157H59L56 160V157H57L56 151L59 150L63 144H65L70 138H72ZM19 137H20V135H19ZM249 137H250V133L247 134V133L239 132L238 137L232 141V143H235V144H232V152H233L232 155L234 157H237V155L239 154V151H243L245 149L242 147V145L247 139H249ZM180 138H185V139L191 140L190 144L192 146V149H190L188 151L189 153H188V156L186 157V160L189 163L187 164L186 167H188V166L192 167L193 166L192 168L194 169L195 165L196 166H198V165L194 164L193 162L202 160L204 162L203 165H206V167L209 166L208 168H205V169L199 168V169L192 170V171L187 170L185 172L184 171L185 167H182V166L165 168V166H157V165L152 166V165H150V162H151V161H149L150 158H159L161 156H171L173 153L180 151L181 148L178 146V143L173 144V143L177 142L178 140H180ZM217 139H218V141H217ZM136 144L141 146L140 147L141 151H138L139 153L137 152V154H135L134 152L132 153V150H133L132 148ZM94 145H96V146L93 149L91 147L88 148L89 146H94ZM175 145L177 147L173 148V146H175ZM239 146H240V148H239ZM46 147H42V148L44 149ZM11 149L12 150H10V149L9 150L12 153H14V152H18L20 150V147H18V146L16 148L12 147ZM152 149H156V152L154 154L150 153V150H152ZM258 149L259 150H254L257 154L260 152L264 153V147H261ZM44 150H46V149H44ZM38 158L39 159H45V160H38ZM44 161H46V162H44ZM45 163H46V165L51 166V169L49 170V168H48V170L45 172V175L47 173L46 182L44 181L45 183L42 184L39 188L34 187L33 184H31V183H27L25 180H31V178L33 176H35V174L31 175V174H29L30 172H25L24 169L27 168V166H31V165L38 166V167L39 166H45ZM47 163H49V164H47ZM134 163H139V165L133 166L132 164H134ZM191 164H193V165L191 166ZM255 165H257L256 163L254 164V167H257ZM129 170L132 173L130 175H127V172ZM254 171H257V170H254ZM7 173H9V175L6 176ZM181 181H183V183ZM111 182H113L114 184H111ZM179 182L182 183L180 188L173 190V191L169 190L170 188H172V186L178 185ZM111 185L113 186V188L110 189ZM155 185H157V187L155 189L147 191L148 188L154 187ZM83 186H85L84 189L82 188ZM120 188L123 189V192L124 191L125 192L126 191H132V192H134V194L131 196L122 194L119 196L116 195L117 197H113L116 192L114 194L109 193L114 189H120ZM166 190L167 191L169 190L170 192H167ZM177 190H179V191H177ZM165 191L168 193L167 196H164V193H166ZM143 192L147 193L148 196H143L141 198H134L136 195H139ZM212 195L214 196L215 200H214L213 204L209 203L210 204L209 205L207 203L208 202L207 200H209V198ZM93 199L95 201H97V199H95V198H93ZM262 201H263L262 203H264V200H262ZM211 202H213V201L211 200ZM103 205H106V207L104 208ZM47 206H49V205H47ZM204 210H207V212H201ZM135 212H143L144 215L142 214V216H139L138 218L135 219V217L131 216ZM224 212H225V210H224ZM56 214H58V215H56ZM259 214H257V215H259ZM217 216H218V214H217ZM217 216H216L217 222L215 221V218H214L215 223H217V226L219 224L218 222H220V224L222 223V225H223V222H225V214H221L219 217H217ZM262 216H264V215H262ZM259 217H261V216H259ZM71 223L72 222H66L65 224H62L61 226L67 227V225L71 224ZM259 223H262L260 225L264 226V217L254 218L253 220L246 221L245 223L243 222V224L247 225L248 227H253L255 225L257 226V225H259ZM37 224H39V222ZM40 224L42 225L44 223H40ZM117 225H120V226H117ZM222 225H220V226H222ZM115 226H117V227H115ZM55 227H58V226H55ZM126 227H129L131 232H129V229L127 230ZM223 227L225 228V226H223ZM192 228L195 229L194 227H192ZM192 228L188 227L189 231L190 230L193 231ZM260 228L261 227H259V230L256 229L257 234H256V238L254 240V243H256L257 246H258V244H261L260 241L262 239H264V231L260 230ZM179 230H181V229H179ZM216 231L217 230L212 227V229H210L209 232L211 233V236H213V235L217 234ZM79 233L83 235L82 240L75 238V235H77ZM179 233H180V231H179ZM181 234L182 233H180V235H177V236H181ZM216 236L217 235H215V237ZM220 236L221 235H219L218 237H220ZM222 236H225V234L223 233ZM5 237H7V236H5ZM181 237H183V236H181ZM218 240L220 241V243H223V241L221 242V239H218ZM242 240H245V239H242ZM177 242H179V241H177ZM177 242L172 244V241L168 240L166 246H170L171 244L176 246ZM220 243H218V244H220ZM224 243H225V241H224ZM223 245H225V244H223ZM1 246H2V244H0V247ZM162 247H163V245L160 246L161 249H162ZM167 248L169 249V247H167ZM220 248L217 252L215 251L216 255L214 256L215 260H214L213 264H225V247L221 248V249ZM17 249H19V248H17ZM203 250L201 248V251H203ZM121 251H124L126 253L120 254ZM210 251H212V250H210ZM205 252H206V254L208 253V251H205ZM128 254H130V255H128ZM97 255H99L100 257L99 258L96 257ZM123 255H126V256L123 257ZM42 258H43V256L35 257L33 259V261H31V264H39L42 261ZM240 259L241 260L244 259L243 255H241ZM97 261H100V262L96 263ZM211 261H213V260H211ZM211 261H209V263H212ZM237 262L240 263L239 261H237ZM57 264H61V262H58Z\"/></svg>","mask_w":264,"mask_h":264}]
</instances>
